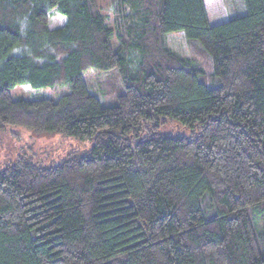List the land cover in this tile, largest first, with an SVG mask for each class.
Segmentation results:
<instances>
[{"label": "trees", "instance_id": "16d2710c", "mask_svg": "<svg viewBox=\"0 0 264 264\" xmlns=\"http://www.w3.org/2000/svg\"><path fill=\"white\" fill-rule=\"evenodd\" d=\"M223 1L0 0V132L88 144L0 162V264H264V0Z\"/></svg>", "mask_w": 264, "mask_h": 264}, {"label": "rangeland", "instance_id": "374dc122", "mask_svg": "<svg viewBox=\"0 0 264 264\" xmlns=\"http://www.w3.org/2000/svg\"><path fill=\"white\" fill-rule=\"evenodd\" d=\"M232 4L233 9L237 7L236 0H229V5ZM98 7H100L101 13L106 12L109 15L107 23H111V6H109V0H96ZM206 13H208L209 24H215L218 22L226 21L232 13L228 8V1L223 0H204ZM235 5V6H234ZM228 8V9H227ZM51 17V25H57L64 21V16L56 10L53 11ZM58 14V15H56ZM167 42L170 48H174L181 55H189V50L186 46V37L182 31L170 32L167 36ZM203 67L209 65L208 59H203ZM93 69H88L83 73L86 84L94 94L98 93V86L95 84ZM68 90L66 83L51 85L50 87H40L39 89L32 88L26 84H19L11 88L10 93L13 98L23 97L25 99H35L40 97H48L57 99L62 93ZM116 91H106L101 93L100 101L103 106L112 105L115 100ZM88 146L87 143H78L76 139L72 137H62L60 134H33L28 133L26 130L15 127H8L5 131L0 132V162L5 158H9L11 154L15 152V149L24 147V150H28L35 155L41 161L45 163H54L58 159L64 156V153L72 151L73 149L83 150ZM30 147V148H29Z\"/></svg>", "mask_w": 264, "mask_h": 264}]
</instances>
